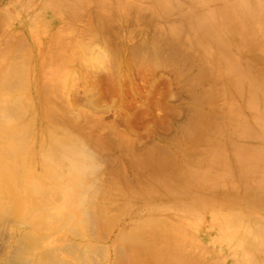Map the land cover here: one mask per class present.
<instances>
[{
    "label": "bare ground",
    "instance_id": "1",
    "mask_svg": "<svg viewBox=\"0 0 264 264\" xmlns=\"http://www.w3.org/2000/svg\"><path fill=\"white\" fill-rule=\"evenodd\" d=\"M140 1L47 0L33 17L21 9L19 22L0 19L4 27L25 31L4 39L6 48L17 51L27 39L31 49H47L40 61L42 51L28 52L27 74L17 56L4 53L0 67V88L11 94L0 97V255L10 243L7 234L16 230L17 264H94L102 253L103 264H206L201 249L223 252L235 240L240 255L227 264H264V198L258 191L264 190V55L252 56L259 66L246 60L247 36L264 50V8L251 0H183L194 11L185 14L196 16L182 15V28L160 33L158 18L174 14H159L156 7L172 3L150 0L142 8ZM215 1H221L222 15L206 9ZM24 3L30 10L36 0ZM147 13L151 25L143 43L132 45L130 69L145 54L151 71L124 74L126 51L119 45L129 42L123 30ZM36 24L47 35L38 31V42ZM69 30L76 31L68 36ZM166 68L175 74V92L162 75ZM79 125L80 134L105 129L85 138L71 132ZM6 136L11 144L2 151ZM32 166L38 168L34 173ZM98 184L106 188L96 191ZM115 184L122 193L113 194ZM142 199L174 202L175 212L193 222L180 217L178 226L166 227L178 235L174 241L157 227L171 220L166 213L135 218L137 208L128 203ZM223 208L247 216L220 218L216 213ZM125 214H133L131 226L147 228H112ZM207 215L213 223L202 221ZM210 225L224 230L220 240H213ZM49 229L70 239L63 246L69 258L58 251L39 253L41 233Z\"/></svg>",
    "mask_w": 264,
    "mask_h": 264
},
{
    "label": "rangeland",
    "instance_id": "2",
    "mask_svg": "<svg viewBox=\"0 0 264 264\" xmlns=\"http://www.w3.org/2000/svg\"><path fill=\"white\" fill-rule=\"evenodd\" d=\"M139 0H137V2H138ZM167 1H169V2H171L172 3V5H170V4H168L166 7H164V8H160V7H156V11H157V9H159L158 10V13L159 14H161V13H164V14H170V13H172V14H174V15H172L171 17H173V19H171V17H167V18H165V19H163V17L162 18H160V20H159V18H158V21L156 22L157 24H158V27H159V29L162 31H160V30H158V32L160 31V33H163V32H168V31H170L169 29L170 28H176L177 26V28L179 29V28H182V23L181 22H179L180 20H179V18L181 17V18H183L182 17V15L183 16H188L186 19L187 20H189V19H192L190 16H196V15H186L185 14V12H187V11H189V12H194L193 11V9L192 8H190L189 7V5L187 4V3H185V2H183V0H167ZM175 1V2H174ZM234 1H236V0H234ZM238 1H241V0H238ZM253 3L254 2H256V1H259V2H261V4L259 5V7H260V9L262 8H264V0H251ZM24 2H27V0H0V19H2V18H6V19H9V18H11L10 20H13V22H19V17H20V14H19V10H21V12H23V15H24V12H27L28 11V13H31L28 17H33L35 14H37L39 11H41L43 8H45V5H46V2H47V0H36V3L33 5V7H31L30 6V10H29V7H27V5H26V3H24ZM151 1L150 0H142V1H140V6L142 7V8H146L148 5H149V3H150ZM219 2L221 3V1H215V2H213V3H211V7L210 8H206L207 9V11H210V10H212V11H214V9L215 10H217V12L220 14V15H222V13L220 12V10L222 9L221 7H222V4H219ZM203 6L202 7H200V9L198 10V12H200V11H202L203 9ZM183 12V13H182ZM28 13H27V15H28ZM148 15L146 16L145 14L142 16L143 18H145V20L143 21V19L141 20V21H139L138 20V22H134V25L132 24V26L131 27H133V29H134V31H133V29H131V27L130 26H128L127 27V30H123V34H126V37H125V39H124V41L125 42H129L128 43V46H127V44H126V46L124 45V46H122V45H119L120 47H119V51H121V52H124V51H126L125 52V55H124V61L126 62V64H125V66H124V70H126V71H124V74H130V71H131V74H137L138 76H141V75H147L148 74V72H150L151 70L148 68V64H147V61H146V56H145V54H142L141 56H140V62H139V67H137V66H134V65H131L132 66V68L130 69V64H131V51H132V48H133V46L135 47V46H140L142 43H143V41L146 39V34H148V32H143L145 29H147V28H149V26L151 25L150 23H148L146 20L148 19V17H149V13H147ZM207 14V13H206ZM205 14V15H206ZM23 15H21V16H23ZM27 17V16H26ZM175 17L178 19H175ZM168 18H170V19H168ZM209 18V17H208ZM161 19H163V20H161ZM168 19V20H167ZM23 20V19H22ZM185 20V19H184ZM234 20V19H233ZM240 20H241V18H240ZM162 21V22H161ZM167 21V22H166ZM178 21V22H177ZM238 21V20H237ZM12 21H11V23H13ZM38 24L41 22L40 20H37L36 21ZM137 23V24H136ZM237 23V22H236ZM38 24H36V29L34 28V35H35V40L38 42L39 41V34H38V31H40L42 34H45L46 35V32L43 30V29H41L40 27H38L37 25ZM170 24H172V25H174V27H172V25H170ZM238 25H236V27L239 29V30H241L242 32H244V31H246V28L245 27H242V26H240V22L239 23H237ZM137 25H139V26H137ZM167 25H169V26H167ZM177 25V26H176ZM166 27H168V28H166ZM170 27V28H169ZM163 28V29H162ZM39 29V30H38ZM41 29V30H40ZM138 29V30H137ZM168 29V30H167ZM13 30H15V29H9V28H7V27H4L3 26V24H0V67L3 65V59H6L7 57H9V55H13V57H16L15 58V60H18V58H19V60L18 61H21V66H22V68L24 69V71H25V73L27 74V72L29 71V69H30V67H31V61H30V57H29V54H28V52L30 51H32L33 49H36V51H35V53L37 54V50H39V51H42L41 53L40 52H38V56L39 57H36L39 61H40V57H44V55L47 53V49H46V47L45 48H40V46H35L36 48H30V44H29V42H28V40L27 39H25V37H24V39H25V42L23 43V47L21 48V49H18L17 51H14L13 49H8V48H6V46H7V44H6V41L5 40H7V38H8V36H12V35H18V37H21L22 35H19V34H24L25 33V31H22V30H20V31H18V30H15V32L13 31ZM78 30V29H77ZM130 30V31H129ZM153 30V29H152ZM182 30V29H181ZM76 31V30H75ZM75 31H73V30H69L68 32H66L65 34H67L68 36H72V35H74V32ZM32 32H33V30H32ZM158 32H151V33H156V34H158ZM182 32V31H181ZM159 33V34H160ZM195 33H197L196 35H199L200 33H199V31H198V29L196 28L195 29ZM136 34L138 35L137 37H136ZM152 34V35H153ZM130 35H134V36H132V38L131 37H129ZM183 35V33L181 34V36ZM47 36V35H46ZM247 36V35H246ZM152 38V37H151ZM184 38V37H183ZM5 39V40H4ZM260 39V38H259ZM263 39L264 38H262L261 37V40L260 41H263ZM247 40H248V48H249V52H247V53H249V54H247V58H246V60H248L250 63H252L254 66H255V64H256V61H255V59H254V57H253V59H252V56H253V54H254V56L255 55H257L258 54V52L257 51H260V53L262 54V55H264V50H258L257 49V44H256V42L253 40V39H251L249 36H247ZM4 41V42H3ZM5 44V45H3V43ZM1 43H2V45H1ZM199 45H200V43H198ZM133 45V46H132ZM202 45H203V43H202ZM6 49L7 50V52H5L3 49ZM3 50V51H2ZM16 52V53H15ZM4 53H5V56H6V58L4 57ZM6 54H8V56L6 55ZM209 55H210V53H208ZM250 55V56H249ZM19 56V57H18ZM251 57V58H250ZM144 58V59H143ZM255 62H254V61ZM5 61V60H4ZM25 61V62H24ZM27 64V65H26ZM127 64H129V66L127 67ZM143 65V66H142ZM257 66H259L258 65V63L256 64ZM136 67V68H135ZM48 70V69H47ZM156 73H159V71H157ZM162 75L163 76H165V77H168V78H170V80L172 81H170L171 82V84H172V86H174V92L175 91H177V89H176V86H177V80H176V78H175V74L172 72V70H170V69H168V68H166V69H163L162 70ZM253 75H256L255 73H253L252 74V76ZM252 76L250 77V79H252ZM136 79V78H135ZM161 89H164V86L163 85H161V87H160ZM0 90H1V92H2V94H1V92H0V97H2V98H8V97H10L11 96V94L9 93V91H8V93H7V90H3V88L1 89L0 88ZM22 94H24V92L22 93ZM184 100V99H183ZM186 102V100H184V103ZM184 103H178L177 104V106H183V107H185V106H187V105H189L190 104V102L187 104V105H185ZM155 116L157 117V118H163V116H164V114L162 113V112H160V111H156L155 112ZM178 122V121H177ZM74 128V129H73ZM76 128V129H75ZM71 132H77V133H75V134H77V135H79L80 137L81 136H83V137H85V138H87V137H89V136H91V135H101L102 134V132H103V130L105 129V128H103V127H93L91 130H89V133H86V134H80V132H79V130L81 131L82 130V127H81V125H79V126H71ZM82 137V138H83ZM90 138V137H89ZM80 139V138H79ZM3 140V143H2V151H3V149H5V148H7L8 147V145L9 144H11V141H10V138H8L7 136L4 138V139H2ZM82 142H83V140L82 139H80ZM81 141H79V142H81ZM51 160V159H50ZM50 160H45L44 162L45 163H49L50 162ZM43 162V163H44ZM104 166V165H103ZM103 166H101V167H103ZM38 170V168L35 166H32L31 168H30V171H31V173H34L35 171H37ZM201 172H204L203 170H201ZM117 184H120V183H117ZM117 184H115L113 187H112V189L113 190H115V192L116 193H113L114 191H112V193L113 194H120V193H122V190H123V192H126V187L125 186H122L121 184H120V186H122V187H120V188H117L119 185H117ZM117 185V186H116ZM98 187L99 188H95L96 189V191H100L99 189H101V190H103L102 188H100V187H103V186H100L99 184H98ZM103 188H106V187H103ZM117 188V189H116ZM121 188H122V190H121ZM118 190L119 191H121V192H118ZM259 192H261V197H263L264 198V190H258ZM69 193H71V192H69ZM25 197H27L28 198V195L27 194H25ZM1 200V199H0ZM67 200V199H66ZM2 201V200H1ZM1 201H0V205H1ZM129 204V209H135V208H137V213L136 214H139V216L138 217H136L135 216V218L136 219H139L140 217H144V218H152V217H157V215L158 214H163V213H166V215H167V217H168V219H171L170 221H169V223L167 224V225H164V224H158L157 223V227H162L167 233H168V235H169V238L170 239H172V240H174V241H178L179 240V237H178V235H176L174 232H173V230H172V228H169L168 230H167V228L166 227H173L175 224L178 226L179 224L178 223H180L179 222V219H184V218H189L187 221H191V222H193V217L192 216H189V215H183V217L180 215V214H177L176 212V210H179V208L177 207V205H176V203H174V202H170V201H166V200H148V199H142L141 201H140V203L137 205L136 203H128ZM0 220H1V222H2V218L3 217H1V214H3V207L2 206H0ZM126 211H127V209H126ZM176 211V212H175ZM128 212V211H127ZM229 213H233V214H240V215H242V216H247V214L244 212V211H242V210H240V209H238V210H232L231 212H230V210L229 209H226V208H223L222 210H220L219 211V213H216L220 218H223V217H226ZM207 213H204L203 212V216L204 215H206ZM200 215V214H199ZM180 217H182V218H180ZM134 219V217H133V214L132 215H128V214H125V215H121V216H119V218H118V221H117V224H113V226H112V228L115 226V228L118 226V228H117V231L119 232V230H121V229H124V228H128V230H134V231H136L137 229H139L140 227H142L143 225H141L140 223H136L135 225H133V226H131V224H130V221L131 220H133ZM163 219V218H162ZM203 220L202 221H204V222H210L211 221V219H210V217H209V215H207V218L205 217V218H202ZM1 222H0V227H2V224H1ZM212 222V221H211ZM183 222H181V224H182ZM213 223V222H212ZM183 224H185V223H183ZM140 225V226H139ZM186 226H188L187 224H185ZM261 225H263L264 226V224H261ZM8 226H10V227H8ZM12 225L10 224H7L6 226H5V228L6 227H8L7 229H6V231H8V232H10L11 231V228L13 227H11ZM147 226L148 225H145V226H143L144 228H147ZM152 226V225H151ZM219 225H210V230H211V232L214 234V236H213V240H218L219 238H221V233L224 231L220 226L218 227ZM240 226V228L242 229V225H238V227ZM153 228H155V226H152ZM10 228V229H9ZM61 228V226L60 225H58L57 226V229H60ZM247 228H251L250 226H247ZM57 229H54V230H51V229H49V230H43L42 231V233H41V237L43 238V241H42V243H43V245H42V243H40V245L42 246L41 248H39V253H41V252H45L46 250H48V251H58V255L59 256H61V255H63L62 257H64V255H65V257L64 258H66L67 259V257L69 258V255H68V253H66V251H65V247H63V246H65V244L67 243V242H69L70 241V239L67 237V236H65L64 234H63V231H62V233L60 232V233H58L59 231H61V230H57ZM235 229V227H233L232 228V231ZM55 230H57L58 232H56ZM153 230V229H152ZM47 231V232H46ZM7 232V233H8ZM13 233L14 232H16V234H14V235H12L11 234V232H10V234L8 233L7 235H8V237H10L9 238V241H10V243L7 245V247H6V251H5V253L3 254V255H0V264H7V263H9V264H11V262H14V264H17V262H19L16 258H15V251H16V249L14 250V248H19V244H17L18 243V241L16 242V240H18L17 238V236H18V231H16V230H13L12 231ZM57 233V234H56ZM13 237H12V236ZM74 242H79L77 239H72ZM194 240H195V242L197 243V245H202V241H201V238H200V235L198 234V235H196V237L194 238ZM220 240V239H219ZM236 242V243H235ZM235 242L231 245H229V249H227V250H224L223 252H215V250L213 251V248H208V247H206V251H204L203 249H201V251H203V252H205L206 253V259H205V261H204V263H206V264H227V258L229 259V258H236L234 255H240V250H238V249H236V247H238V241H236L235 240ZM80 248V247H79ZM78 248V249H79ZM12 253V254H11ZM64 253H66V254H64ZM11 255H13V256H11ZM103 255V256H102ZM238 255V256H239ZM243 256V255H242ZM242 256H240V257H242ZM14 257V258H13ZM102 257V259H99V258H101ZM4 258V259H3ZM6 258V259H5ZM9 258H10V260H9ZM36 258V257H35ZM61 258V257H60ZM63 259V258H62ZM94 264H103L104 262H102L103 260H104V254L102 253V254H100V255H97V256H94ZM98 259V260H97ZM3 260V261H2ZM5 260V261H4ZM7 260V261H6ZM9 260V261H8ZM17 260V261H16ZM102 260V261H101ZM233 260V259H232ZM101 261V263H99ZM5 262H7V263H5ZM200 263H202V262H200ZM13 264V263H12ZM18 264H20V263H18Z\"/></svg>",
    "mask_w": 264,
    "mask_h": 264
},
{
    "label": "clouds",
    "instance_id": "3",
    "mask_svg": "<svg viewBox=\"0 0 264 264\" xmlns=\"http://www.w3.org/2000/svg\"><path fill=\"white\" fill-rule=\"evenodd\" d=\"M94 48L98 50V46H94ZM90 50H93V49H89L88 51H90ZM88 60L90 62H92V63H95L96 62V60L93 57H89Z\"/></svg>",
    "mask_w": 264,
    "mask_h": 264
}]
</instances>
